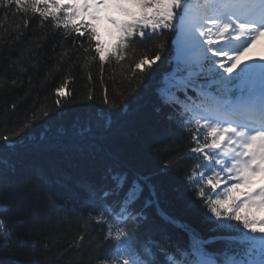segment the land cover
<instances>
[{"label":"trees","instance_id":"obj_1","mask_svg":"<svg viewBox=\"0 0 264 264\" xmlns=\"http://www.w3.org/2000/svg\"><path fill=\"white\" fill-rule=\"evenodd\" d=\"M39 7L55 12L61 24L71 11L44 4ZM77 20L74 16L67 29H57L53 17H41L14 0L10 5L0 0V137L12 136L39 117L15 137L14 144L5 146L0 139V161L9 162L11 169L0 174V202L9 206L0 216L9 224L17 219L28 221L16 232L25 234L29 242L28 247L13 243L0 251V264H32L37 257L61 264H114L104 258L111 244L100 247L108 225L92 220L85 231L89 214L95 217L100 210L95 209L100 201L85 186L92 185L98 192L111 187L114 173L146 186L134 205L143 215L130 226L140 243L150 241L167 248L187 243L188 233L160 216L166 215L205 239L216 236L218 242L208 245L210 251L223 249L239 231L218 230L216 217L205 205L208 195L203 199L197 195L199 186L207 193V185L189 182L193 168L204 163L203 154L190 152L198 146L192 138L198 131L196 124L184 123L192 113L181 116L183 109L165 104L159 89L166 77L192 73L195 87L188 88L187 97L183 92L177 95L193 107L200 104L203 94L220 103L239 90L224 93L210 83V61L197 64L183 56L175 65L171 59L165 62L173 27L154 34L148 29L143 39L134 35L121 59L110 56L101 64L94 47L84 52L89 48L87 35L81 37L71 27L81 24ZM158 53L159 59L151 67L146 65L143 71L135 67L141 58L151 59ZM61 85L70 93L61 98L62 107L56 103L55 91ZM198 139L205 143L201 132ZM186 154L188 158L179 159ZM48 191L55 194L58 209H49ZM150 193H154L152 203L144 208ZM82 234L83 245L78 246Z\"/></svg>","mask_w":264,"mask_h":264},{"label":"snow or ice","instance_id":"obj_2","mask_svg":"<svg viewBox=\"0 0 264 264\" xmlns=\"http://www.w3.org/2000/svg\"><path fill=\"white\" fill-rule=\"evenodd\" d=\"M11 2L12 0H6L9 5ZM14 2L18 6L24 5L25 10L31 7V10L41 17H53L57 21L54 24L57 29L61 26L67 29L74 16L90 17L91 21L83 25L85 30H82L81 24L72 23L71 27L79 36L87 35L89 48H84L83 44L80 47L84 48L85 53L94 47L101 64L110 56L121 59L124 50L131 43L129 38L134 35L138 34L143 39L148 29L154 34L162 29L176 27L173 19L177 17L182 28L187 25L190 41L198 50L192 62L201 64L202 61H210L207 67V72L213 77L210 83L217 84L224 93L239 90L240 95L235 102L225 100L221 104L213 98L211 103L193 107L177 95L178 92H183L187 97L188 88L195 87L191 80L192 73L188 77H166L164 85L159 89L165 104L179 105L183 109L181 116L192 113L184 123L194 121L198 130L192 137L198 146L190 152L203 154V160L207 163L197 164L193 168L188 177L189 182L197 185L203 182L215 190L221 183V172L238 181L224 189L225 193L235 191L238 195H228L223 200L209 198L205 200V205L216 217L214 223L218 230L239 231V238L226 243L222 250L210 251L208 245L217 243V237L205 239L198 231L184 225L182 227L189 235L186 247L178 246L170 250L155 242L140 243L135 231L126 226L121 227V224L126 225L129 219L135 220L143 215V210L137 211L134 205L141 200L146 186L139 180L133 179L129 182L126 175L114 173L110 176L111 187L100 189L98 192L92 185L85 186L91 197L104 202L97 215L93 217L89 214L85 221V231L92 220L108 225L105 240L100 247L110 243L111 248L104 254V258L113 260L114 264H264V215L248 214V209L264 213V63H244L241 60V56L249 50L252 43L264 37V0H195V3L192 0H75L69 4H60L58 0ZM41 4L71 11L66 14L61 24L55 12L41 11ZM176 10H180L179 14ZM101 11L104 12L103 16L100 15ZM101 20L108 23L110 34L115 35V44L111 49L100 39V33L94 23ZM205 24L209 27L205 28ZM196 32H199V37L195 35ZM205 36L208 39L202 43L200 38ZM213 36L215 39H212ZM75 42L76 38H73V43ZM209 52L212 53L211 56L207 55ZM217 57L221 59L217 60ZM157 59L159 53L151 59L143 57L135 67L143 71L146 65L151 67ZM261 60H264V57ZM201 70L204 69L201 67ZM176 71H180L179 66ZM55 91L58 95L56 103L62 107L61 98L66 99L70 93L64 91L63 85ZM88 98H92L91 94ZM105 103H108L106 95ZM112 106L115 107V104ZM234 115L240 118L234 120ZM35 119L39 117L32 118ZM32 120L23 124L12 136L0 137L5 146L14 144L15 137L25 128L30 129ZM203 130H207V135L205 143L200 144L198 135ZM217 149L219 151H216ZM186 158L188 154L179 159ZM214 166H219L220 171L214 172ZM4 171H11L9 162L0 161V174ZM210 172L213 175L209 176ZM241 188L247 190L240 192ZM153 194L150 193L149 198L144 199V208L151 205L150 197ZM197 195L202 199L207 195L204 186L197 188ZM113 197H116L115 203H108ZM45 200L49 209L59 208L53 192H46ZM241 206L245 209L243 214L237 210ZM8 211V204L0 202V213ZM233 220L239 223L233 224ZM169 222L175 223L172 218H169ZM27 223L25 219H17L9 224L6 218L0 216V251L11 247L13 243L18 247L29 246L25 234L16 232L17 228L24 227ZM83 241L82 234L77 238L76 244L82 246ZM257 256L258 259L253 258ZM120 257L123 259L120 260ZM32 264L61 262L46 261L37 257Z\"/></svg>","mask_w":264,"mask_h":264},{"label":"rangeland","instance_id":"obj_3","mask_svg":"<svg viewBox=\"0 0 264 264\" xmlns=\"http://www.w3.org/2000/svg\"><path fill=\"white\" fill-rule=\"evenodd\" d=\"M100 15L103 16L104 12L101 11ZM99 22H100V26H101L102 31L105 32L106 35H107V42L108 43L112 42V40L115 38V35L114 34H110L108 23L105 22L104 20H101ZM180 41H181L180 44H182V45H189L190 46L192 44L191 41H190L189 34H188L187 25H185L182 28V32L180 34ZM249 43H251V41H249ZM178 48H180V47H178ZM193 49H195V47H193ZM209 53H210V56H211L212 53L211 52H209ZM197 54L198 53H196V55ZM244 54H247L249 57L250 56H254V57H256L257 60H260L263 57V55H264V37H260L259 39L256 40L255 43H252V46Z\"/></svg>","mask_w":264,"mask_h":264},{"label":"bare ground","instance_id":"obj_4","mask_svg":"<svg viewBox=\"0 0 264 264\" xmlns=\"http://www.w3.org/2000/svg\"><path fill=\"white\" fill-rule=\"evenodd\" d=\"M207 27H209V26H208L207 24H205V28H207ZM195 35H196L197 37H199V32H196ZM207 39H208L207 36L200 38V40H201L202 43H203L204 41H206Z\"/></svg>","mask_w":264,"mask_h":264}]
</instances>
